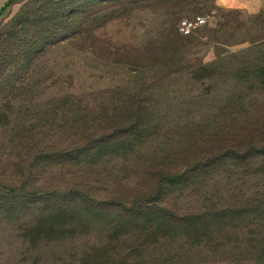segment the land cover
<instances>
[{
	"label": "rangeland",
	"instance_id": "obj_1",
	"mask_svg": "<svg viewBox=\"0 0 264 264\" xmlns=\"http://www.w3.org/2000/svg\"><path fill=\"white\" fill-rule=\"evenodd\" d=\"M198 15L205 24L179 32L181 19ZM0 103L7 132L0 134V181L16 167L7 139L22 105L24 123L41 121L40 133L50 127L53 135H259V156L228 162L223 170L233 173L219 185L263 203L264 0H16L0 15ZM135 103L144 114L131 128L126 115ZM84 116L89 126L71 125ZM60 121L64 131L56 129ZM145 146L130 156L134 167L112 149L108 163L39 170L0 213V264L157 262L141 254L151 241L153 249L155 233L128 241L129 260L105 254L111 238L138 230L137 222L120 223L128 212L109 207L105 194L143 177ZM58 206L70 214H55Z\"/></svg>",
	"mask_w": 264,
	"mask_h": 264
},
{
	"label": "trees",
	"instance_id": "obj_2",
	"mask_svg": "<svg viewBox=\"0 0 264 264\" xmlns=\"http://www.w3.org/2000/svg\"><path fill=\"white\" fill-rule=\"evenodd\" d=\"M21 109L22 105H18L15 118L10 121L13 125L12 135L7 139V152L16 167L5 181H0V213L10 210L9 200L18 199L28 179L39 170L44 171L48 166L108 163L112 149L121 152L118 160L134 167L139 163L130 156L137 154V145H146L141 152L143 177L126 181L125 188L116 196L105 194L109 207L128 212L126 220L121 219L120 223L137 222L138 230L122 240L111 238L105 254L129 260L132 249L128 241L139 243V238L147 239L155 233L153 249L151 241L141 253L149 254L150 258L152 255L157 261L154 264H264V201L255 202L247 194L239 192L237 195L227 184L219 185L233 173L223 170L228 162H246L259 156L260 153L254 151L261 142L259 135L257 138L254 135L231 137L220 132L206 137L157 135L153 139H148V135H53L50 127L46 133H40L41 121L24 123ZM130 110L126 119L132 128L138 125L136 119L144 114V106L135 103ZM4 113L6 106L0 103V114ZM84 123L89 126L85 116L72 119L71 125L79 128ZM101 124L97 121L91 126L99 128ZM66 125L60 121L56 129L64 131ZM5 128L0 131L4 138ZM153 141L159 149H151ZM2 142L4 144L5 140ZM11 148H16L13 153ZM78 189L80 194L86 193L82 186ZM176 195H184L185 201L175 200ZM73 196L81 198L77 193ZM66 210L68 213L67 207L58 206L54 213L64 214ZM74 221L70 219L71 223ZM156 233H160L162 239ZM165 257L166 261L159 262Z\"/></svg>",
	"mask_w": 264,
	"mask_h": 264
},
{
	"label": "built area",
	"instance_id": "obj_3",
	"mask_svg": "<svg viewBox=\"0 0 264 264\" xmlns=\"http://www.w3.org/2000/svg\"><path fill=\"white\" fill-rule=\"evenodd\" d=\"M206 20V17L203 15H198L192 18H184L178 22L177 28L180 33L184 35H189L194 32L198 27L205 24Z\"/></svg>",
	"mask_w": 264,
	"mask_h": 264
},
{
	"label": "crops",
	"instance_id": "obj_4",
	"mask_svg": "<svg viewBox=\"0 0 264 264\" xmlns=\"http://www.w3.org/2000/svg\"><path fill=\"white\" fill-rule=\"evenodd\" d=\"M14 1H16V0H0V10H1L2 8H4L6 5L9 6V5H10L12 2H14ZM8 6L5 7L4 11L8 8ZM4 11H3V12H4ZM3 12H2V13H3ZM2 13H1V14H2ZM1 14H0V15H1Z\"/></svg>",
	"mask_w": 264,
	"mask_h": 264
}]
</instances>
